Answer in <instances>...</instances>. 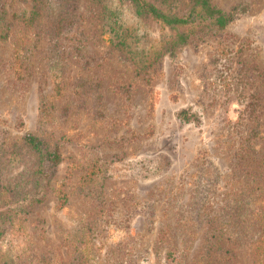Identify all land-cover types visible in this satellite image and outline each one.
Instances as JSON below:
<instances>
[{"label": "rangeland", "instance_id": "obj_1", "mask_svg": "<svg viewBox=\"0 0 264 264\" xmlns=\"http://www.w3.org/2000/svg\"><path fill=\"white\" fill-rule=\"evenodd\" d=\"M48 1L50 11L27 29L22 17L33 0H0L9 23L0 38V146L8 156L25 133L53 132L62 155L22 228L0 221V259L254 264L250 238L260 237L259 223L247 235L244 224L230 220L218 249L203 254L207 220L220 219L264 180V0H212L226 12L244 4L248 10L223 29L199 28L140 69L103 38L87 0ZM126 16L148 51L176 32ZM45 97L56 120L44 133ZM184 107L198 111L201 122L181 123L176 113ZM153 163L164 170L146 176L143 164ZM93 164L101 170L92 179L86 172ZM25 167L31 175L36 168L15 161L2 179L17 180ZM169 251L177 259H166Z\"/></svg>", "mask_w": 264, "mask_h": 264}, {"label": "trees", "instance_id": "obj_2", "mask_svg": "<svg viewBox=\"0 0 264 264\" xmlns=\"http://www.w3.org/2000/svg\"><path fill=\"white\" fill-rule=\"evenodd\" d=\"M95 9V20L98 30L106 41L113 48L124 51L128 54L137 68H143L147 63L159 59L164 53L174 52V50L190 41L191 35L199 28H225L234 18L244 14L248 10L247 5L235 6L230 12L213 4L212 0H87ZM51 3L46 0H33L29 12L23 15L22 22L27 29L33 28L39 21L40 16L50 11ZM44 12H43V11ZM134 18V22L147 21L149 19L157 22L159 25L168 27L171 31H176L169 37L161 39L156 45L154 51H148L141 44V34L134 23H129L126 14ZM44 15V14H43ZM5 17V8L0 5V38L5 39L9 31V23L2 21ZM130 17H128L130 19ZM59 29V28H58ZM61 30V29H60ZM24 44V42L22 43ZM15 56L16 63L19 64L21 58L20 49H17ZM65 85L57 84V94L62 96ZM54 103L52 99L45 97L40 106L41 125L43 132L54 124L56 120L54 114ZM177 119L183 124H199L201 122L200 113L191 107H184L177 111ZM53 132L49 135H36L27 132L22 138V144L15 145L14 149L9 151L8 156L4 155V148L0 146V221L9 220L11 226L16 229L22 228L21 223L26 219V214L31 206L39 203L44 198L45 181L48 179L55 168L62 160L60 147L53 141ZM15 161L24 163L32 161L36 166L31 171L27 167V173L19 176L17 180L2 179L4 171ZM147 167V174H157L164 170L160 163L143 164ZM101 169L95 164L86 174L88 178H94ZM27 180H23V178ZM29 178V179H28ZM2 180L6 183H2ZM255 181L254 184H258ZM252 198H256L253 200ZM67 196L64 193L59 195L60 205L64 204ZM253 202V203H252ZM212 217L207 220L204 244V258H209L218 249L219 241L225 236L227 224L230 220H237L244 224V231L248 235L251 233L250 227L259 223L262 227L260 237L257 241L251 237L250 242H254L253 250L254 264H264V244L259 246L260 240L264 242V180L262 185H255L253 189L245 191L242 197L231 204L228 210L218 220ZM0 231L3 230L0 228ZM263 239V240H262ZM259 242V243H258ZM259 246V247H258ZM0 259V264H10L11 258L4 254ZM174 258L169 251L165 255L167 259L170 256ZM7 258V259H6ZM9 258V259H8ZM46 260V262L44 261ZM170 259V258H169ZM174 259H177L175 256ZM10 260V261H8ZM12 262V261H11ZM34 264H50L46 257L41 258Z\"/></svg>", "mask_w": 264, "mask_h": 264}]
</instances>
